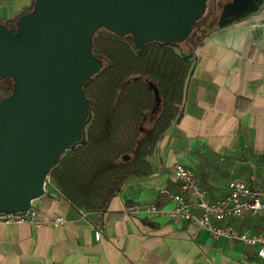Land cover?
Segmentation results:
<instances>
[{
    "label": "crops",
    "instance_id": "1",
    "mask_svg": "<svg viewBox=\"0 0 264 264\" xmlns=\"http://www.w3.org/2000/svg\"><path fill=\"white\" fill-rule=\"evenodd\" d=\"M237 1L190 54L178 117L147 156L150 173L133 177L102 211L81 209L48 185L33 201L36 220L45 224L0 222V264H264L259 245L215 239L167 214L175 202L165 190L180 192L177 162L194 171L210 201L224 198L233 178L264 189V0ZM30 5L0 0V20ZM132 204L141 210L128 211ZM152 204L165 213L151 214ZM56 215L63 225L47 222ZM213 223L264 232V214Z\"/></svg>",
    "mask_w": 264,
    "mask_h": 264
},
{
    "label": "water",
    "instance_id": "2",
    "mask_svg": "<svg viewBox=\"0 0 264 264\" xmlns=\"http://www.w3.org/2000/svg\"><path fill=\"white\" fill-rule=\"evenodd\" d=\"M207 0H34L12 31L0 22V81L14 80L0 102V214L28 211L46 177L83 138L89 117L84 84L103 66L92 54L100 28L180 44Z\"/></svg>",
    "mask_w": 264,
    "mask_h": 264
},
{
    "label": "trees",
    "instance_id": "3",
    "mask_svg": "<svg viewBox=\"0 0 264 264\" xmlns=\"http://www.w3.org/2000/svg\"><path fill=\"white\" fill-rule=\"evenodd\" d=\"M225 1H207V15L217 19ZM33 6L3 24L15 31L18 19ZM210 25L199 24L189 33L183 42L189 44L187 51L160 41L136 48L106 28L93 36L91 51L103 66L83 86L90 105L83 138L50 169L52 185L73 205L102 211L133 177L150 173L147 156L178 117L190 54ZM13 89L11 77L2 79L0 102Z\"/></svg>",
    "mask_w": 264,
    "mask_h": 264
},
{
    "label": "built area",
    "instance_id": "4",
    "mask_svg": "<svg viewBox=\"0 0 264 264\" xmlns=\"http://www.w3.org/2000/svg\"><path fill=\"white\" fill-rule=\"evenodd\" d=\"M175 172L180 179V192L170 193L165 190L173 201L174 207L167 214L175 220L185 219L191 221L195 226L207 229L213 238L226 237L231 241L242 242L245 244L259 245L258 255L264 258V232L249 234L245 231H238L231 224L220 226L213 223V220L223 221L226 218H235L243 214H264V189L258 186H252L243 179L233 178L229 181L228 194L217 201H210L206 198L205 192L199 187L196 175L191 168L182 163H175ZM253 178L255 176L253 175ZM52 185L50 173L46 177L45 187ZM188 195L194 196V201L190 202ZM146 209L153 215L165 213L162 208L156 204L147 205ZM141 210L138 204H132L128 211L137 212ZM194 210L200 211L199 214ZM37 210L32 207L26 212L15 214H0L2 223H23L31 222L36 226L46 223V221H37ZM66 219L61 215L52 217L47 222L55 226H61ZM101 233L96 232V238L99 239Z\"/></svg>",
    "mask_w": 264,
    "mask_h": 264
},
{
    "label": "flooded vegetation",
    "instance_id": "5",
    "mask_svg": "<svg viewBox=\"0 0 264 264\" xmlns=\"http://www.w3.org/2000/svg\"><path fill=\"white\" fill-rule=\"evenodd\" d=\"M207 1H209V0H207ZM236 1H237V0H236ZM231 2H234V0H231V1H229V2H227V1L224 2L219 17H220L222 14H225L226 11H228L229 9H231V7H232V6L230 5ZM236 3H237V4H235V5H238V4L240 3V1H237ZM207 6L209 7V2H207L206 5H205V11L208 12ZM205 11H204V13H203V15H202L201 17H199L195 22H193V25H192V29H191V31H192L197 25H199V24H203V26H204V24H207L209 21H210V23H212V24H214L215 22H217V20H218L219 17H217V19H215L214 17L212 18L211 14L205 17ZM184 41H185V40H184ZM184 41H183V42H184ZM183 42H181V43H183Z\"/></svg>",
    "mask_w": 264,
    "mask_h": 264
},
{
    "label": "rangeland",
    "instance_id": "6",
    "mask_svg": "<svg viewBox=\"0 0 264 264\" xmlns=\"http://www.w3.org/2000/svg\"><path fill=\"white\" fill-rule=\"evenodd\" d=\"M33 2H34V0H31V5H33ZM212 4V3H211ZM30 5V6H31ZM222 9V8H221ZM221 9L219 10V11H221ZM217 12V11H216ZM206 16H208L207 15V11H205V17ZM218 17H219V15H218ZM0 22H2L3 23V21L2 20H0ZM208 25H210V21L207 23V24H204V26L205 27H208ZM213 25V24H212ZM212 25H210V28H211V26ZM97 32H105V30L103 29V28H100ZM123 38H125L126 40H128V41H130V42H133V39H132V37H131V35L129 34V35H124L123 36ZM172 45H176V46H181L183 49H184V51H187V49H188V45L189 44H186V43H181V44H176V43H171ZM85 125V124H84Z\"/></svg>",
    "mask_w": 264,
    "mask_h": 264
}]
</instances>
